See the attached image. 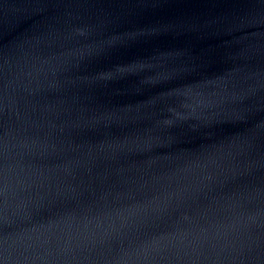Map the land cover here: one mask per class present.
<instances>
[{"label": "water", "instance_id": "95a60500", "mask_svg": "<svg viewBox=\"0 0 264 264\" xmlns=\"http://www.w3.org/2000/svg\"><path fill=\"white\" fill-rule=\"evenodd\" d=\"M0 264H264V0H0Z\"/></svg>", "mask_w": 264, "mask_h": 264}]
</instances>
